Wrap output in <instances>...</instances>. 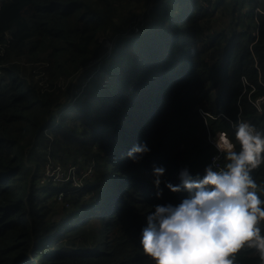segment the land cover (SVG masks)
<instances>
[{"label": "trees", "instance_id": "trees-1", "mask_svg": "<svg viewBox=\"0 0 264 264\" xmlns=\"http://www.w3.org/2000/svg\"><path fill=\"white\" fill-rule=\"evenodd\" d=\"M132 5L143 16H154L149 26L159 28V36L144 37L140 45L128 36L118 49L107 48L106 42L124 31L149 29L122 22L120 12ZM220 9L230 16L229 32L217 21ZM258 9L264 11V0H1L0 264H132L142 253L138 233L151 205L175 204L185 195L163 181L179 183L184 166L202 175L213 152L205 147L203 121L192 105L225 114L212 121L214 129L227 130L228 121L237 119L264 127V14ZM144 47L150 48L146 55ZM100 50L110 59L104 76L86 97L65 106L52 140L38 133L46 117H53L50 108L68 97L70 83ZM160 52L159 60L168 64L148 69ZM123 54L132 62H119L121 67L116 64ZM175 58L180 68L170 63ZM113 67L123 74L122 88L111 83ZM164 70L179 79L166 86ZM142 141L150 151L134 163L125 154ZM59 151L70 160L80 153L94 158L97 171L84 191L65 199L72 209L80 206L97 217L107 235L105 259L66 244L50 247L60 219L39 206L36 181L49 158L65 161ZM151 165L166 170L159 198ZM118 174L132 182L109 204ZM253 175L264 181V166ZM85 194L91 199L82 205ZM238 259L258 264L251 249H242Z\"/></svg>", "mask_w": 264, "mask_h": 264}, {"label": "clouds", "instance_id": "clouds-1", "mask_svg": "<svg viewBox=\"0 0 264 264\" xmlns=\"http://www.w3.org/2000/svg\"><path fill=\"white\" fill-rule=\"evenodd\" d=\"M257 11L264 14L262 10ZM137 17L144 16L138 14L135 20L132 17L128 26H134L133 22L137 20ZM229 20L230 16L226 14L224 23L220 22L225 32L230 31V26H226ZM141 26H147L146 21ZM217 28L220 29V26ZM147 29L136 33L143 35ZM130 33L122 32L111 42H106V44L109 43L106 47L118 49L122 41L128 40ZM106 60H110L108 54L102 55L100 50L98 58L80 70L77 78L70 83L68 97H63L50 108L53 117H46L38 133L42 132L47 139L51 140L55 137L52 130L59 133L65 106H73V102L79 97H86V90L92 88L98 82L97 77L104 73L103 67ZM94 63L97 65L94 68L96 70L84 73ZM166 72L169 78L171 75L168 71ZM66 86L68 85L66 84L65 88ZM51 91L57 92L56 89ZM192 109L203 121L205 147L213 152L208 162L205 161L202 165V175L192 174L189 168L184 166L178 172L179 183L163 181L170 191L184 192L185 195L175 204L169 202L151 205V210L145 214L146 222L138 233L137 244L142 253L138 254L132 264H240L238 253L242 249L253 250L258 255V264H264V181L258 183L253 175L254 170L264 166V127H258L248 120L237 119L228 121L227 130L214 129L212 121L217 122L221 116L225 115L224 113L210 112L202 106V103L193 104ZM199 109L216 117L215 119L208 117L211 133L208 132ZM209 135H213L210 141ZM93 147L94 152L98 153V144ZM149 151L148 144L142 141L139 145L131 147L125 155L137 163ZM57 163L66 173L69 172V166L72 167L70 174L72 182L60 183L56 182L55 177H47V168L39 172L36 181L41 208L46 206L42 200L40 201L41 198L45 199L44 194L48 198L56 197L55 194L62 196V200L58 202L62 206L60 209L62 212L58 215L53 214L55 221L60 219L57 238L50 242V247L54 248L65 244L63 242L65 235L76 227L63 230L66 223L73 220L79 223L81 228H86L89 223L98 220L95 216L85 215V211L80 206L72 209L65 199L66 194L76 195L84 191L85 181L91 179L97 171L94 158L80 153L72 157L70 164L62 160L53 164ZM165 171L163 166L156 165L151 171L152 183L156 189L155 195L158 198L162 195L163 189L160 185ZM84 173H88L87 176H84ZM116 177L119 179L118 188L109 192L107 196L109 204L113 203L129 182H132L129 176L123 174H118ZM122 197L120 196L117 200H121ZM89 199H91L90 194H85L82 205H87L86 202ZM61 215H63L62 219ZM102 239L104 240L91 246L84 240L79 247L70 245L67 247L83 248L89 254L92 252L104 254L101 259H105L107 235L102 234Z\"/></svg>", "mask_w": 264, "mask_h": 264}, {"label": "rangeland", "instance_id": "rangeland-1", "mask_svg": "<svg viewBox=\"0 0 264 264\" xmlns=\"http://www.w3.org/2000/svg\"><path fill=\"white\" fill-rule=\"evenodd\" d=\"M154 2H157V1L154 0ZM183 7H184V5H183ZM125 10L124 11H121L120 14H119L120 17H121V19H122V22L123 23L127 22V20L129 21L133 17V14H135V16H137L138 14H141L139 12L140 10H134L133 9V5L130 7L128 13L126 12L123 15L122 13L125 12ZM226 14L227 13H225L223 10L220 9V15H219L217 21H220L221 23H224L223 19L225 18V15ZM144 17H137V20L135 22H133L134 23V26H141V25L144 24L145 21L146 22L148 21L147 26L149 27V29L143 35H140V34H138L136 32H131L130 33V37L135 42L142 41V39L144 37L151 38V37H158L159 36V32L157 31V30H159V28H157V30L155 31L152 26H149L151 24V22L155 20L154 16L148 14L147 16H144ZM179 26H181V25H179ZM248 27H254V26H248ZM137 44L140 45L139 42H137ZM149 49L150 48H148V47H144L142 49V51L146 55L147 52L149 51ZM151 49H155V48H151ZM170 51L171 50L168 47L167 48L165 47L163 49V52H165V53H170ZM130 52L131 53H136L137 51L131 49ZM160 55H161V52L158 53L156 56H154L152 58V61L149 62V64L146 67L149 69L153 65L158 64V69L161 70L165 65H167L168 64L167 61H164V60L163 61H160L159 60V56ZM147 60H148V58L146 56L145 61H147ZM122 61L123 62H129V61L132 62L131 60H128L127 59V55L126 54H123V55H121L119 57L118 63L116 65H120L119 62H122ZM170 63L172 65H174L175 68L176 67L180 68V66H178V58H175L174 60H171ZM109 66H110V62H109V60H106L105 68H108ZM120 66L122 67V65H120ZM95 67H97L96 63H94V65L91 66L90 68H88L84 73L92 72ZM113 69H114V74H113L114 75V79H113V81L111 83H112V85H119V88H122L123 85L120 82V75H123V74L122 73L119 74L117 72V70L115 69V67H113ZM163 72L164 73H167L166 70H164ZM102 76H104V73L100 77H102ZM100 77L98 78V80H101ZM178 79H179V75H175V76H170L169 78H167V76H166L165 79H163V80H165L164 84L166 86H170V84H173ZM159 85H160V83H159ZM164 88L165 87H163L161 90H164ZM58 154H62V156H63V158L65 160V163H67V164H70L71 163V160L68 159V157L66 155H63V154H65L64 151L63 152L59 151ZM59 161L60 160L57 159V158H49L47 160V164L45 165V168H47L48 166L52 165L53 163L59 162ZM55 195H56V197H54V198H48V197H45V194H44V198L45 199H42V198L40 199V201L42 200V203L46 205L43 208H44V211L45 212L46 211L48 212V217H51L54 213H56V215H58L59 213L62 212V211H60V209L62 208V206L60 204H58V202H60L62 200V196H60L59 194H55ZM74 226H76V227H74ZM68 227H74V228L71 229L70 231H68L65 239L63 240V242L65 244H67V245L74 246V247H79V245H81L84 242V240H85V242L89 246H91V245L95 244L96 242H100V241H103L104 240V239H102V234L100 232V226H99L98 220L89 223L86 228H81V226L79 225V223L74 222L72 220V221L66 223L63 226V230H66Z\"/></svg>", "mask_w": 264, "mask_h": 264}, {"label": "built area", "instance_id": "built-area-1", "mask_svg": "<svg viewBox=\"0 0 264 264\" xmlns=\"http://www.w3.org/2000/svg\"><path fill=\"white\" fill-rule=\"evenodd\" d=\"M107 46H109V43L106 44ZM200 110V109H199ZM200 113L202 115V117L204 118L205 120V123H206V127L207 129L209 130L208 132L211 133L212 130H211V127H209V123H208V117H212V118H216V117H213L212 115H210L209 113L207 112H204L203 110H200ZM213 135H209V141H210V138L212 137ZM71 171H72V167L69 166V172L66 173V171H63L62 170V167L59 163L57 164H52L50 166L47 167V170H46V176L51 178V177H55L56 179V182H60V183H68V182H72V178L70 176L71 174ZM88 173H84V176H87ZM76 181V180H75Z\"/></svg>", "mask_w": 264, "mask_h": 264}, {"label": "water", "instance_id": "water-1", "mask_svg": "<svg viewBox=\"0 0 264 264\" xmlns=\"http://www.w3.org/2000/svg\"><path fill=\"white\" fill-rule=\"evenodd\" d=\"M156 1H159V0H156Z\"/></svg>", "mask_w": 264, "mask_h": 264}]
</instances>
